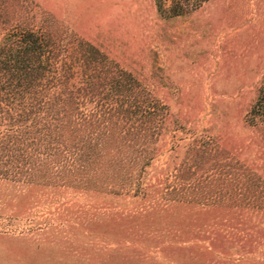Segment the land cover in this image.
<instances>
[{
	"label": "rangeland",
	"instance_id": "374dc122",
	"mask_svg": "<svg viewBox=\"0 0 264 264\" xmlns=\"http://www.w3.org/2000/svg\"><path fill=\"white\" fill-rule=\"evenodd\" d=\"M194 3L174 15L173 0H0L1 56L39 34L47 68L70 69L92 45L143 91L130 123L81 125L100 151L91 173L72 147L39 142L44 89L4 100L0 63V264H264V125L248 120L264 0ZM145 99L160 106L148 122Z\"/></svg>",
	"mask_w": 264,
	"mask_h": 264
},
{
	"label": "trees",
	"instance_id": "16d2710c",
	"mask_svg": "<svg viewBox=\"0 0 264 264\" xmlns=\"http://www.w3.org/2000/svg\"><path fill=\"white\" fill-rule=\"evenodd\" d=\"M157 1H159V9L162 11L164 0ZM173 1L172 10L174 15L183 14L186 11L183 9V3L187 0ZM202 1L195 0L194 6H199ZM23 42L24 45L19 46H23L24 50L15 48L2 53V56L0 54V63L9 77L7 82L1 86V93L6 95H4V100L12 98L10 88H15V90H28L29 88L33 90L35 88L38 92L37 95L44 94V89L46 94L42 98L45 100L41 101L38 107L31 111L33 125L39 130L36 131L39 132L37 137L39 142H44L49 146L57 143V140L60 146L72 147L74 157L79 164L90 167L89 171L94 173L93 166L100 151L97 146L84 145L79 142V140L83 141V131L85 132L89 127L100 126L103 120L104 123L108 119L117 124L121 120L125 122L136 117L139 109V105L136 104L139 100L136 92L143 93V91H140V83L131 73L119 66L106 65L103 61H98L97 58L107 60V57L92 45H89L86 50L76 52L79 56L74 68L68 69V67L61 66L56 69L51 66L56 69L53 74L58 72L57 74L62 79L66 77L65 81L58 80V76L54 80L45 81L47 71L53 69L51 70V67L47 68L48 65L45 63L47 50L43 49L42 37L39 34H31L29 37H24ZM71 70H77L74 73L76 78L74 82H70L68 79L69 74H71L68 72ZM83 70L84 73L82 74ZM78 87L88 92L87 94L91 96V99H88L86 95L83 96L81 92H76L75 90ZM100 93L102 95L106 94V97L101 98ZM94 98L96 100L101 98L104 102L100 101L94 104ZM142 103V114L147 118L145 122H148L155 114L154 110L160 106L156 103H149L147 99L143 100ZM248 120L252 124L264 125V79L259 88L257 99L248 113ZM72 122L75 126H72ZM84 123L90 126L82 131L80 127L82 124L84 127ZM110 131L114 130L111 129ZM104 133H107V131ZM111 136L116 137L115 135ZM81 137L82 139H80ZM52 154L51 159L61 156L60 153ZM102 163L104 162L101 161ZM101 166L104 171L106 169V167L103 168L105 165ZM83 171L79 168L77 173L82 174ZM87 173L89 174V172Z\"/></svg>",
	"mask_w": 264,
	"mask_h": 264
}]
</instances>
